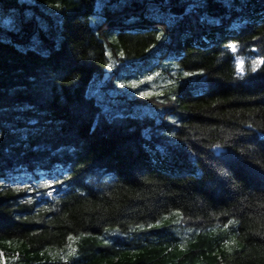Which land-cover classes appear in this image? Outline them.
<instances>
[{"label": "trees", "instance_id": "trees-1", "mask_svg": "<svg viewBox=\"0 0 264 264\" xmlns=\"http://www.w3.org/2000/svg\"><path fill=\"white\" fill-rule=\"evenodd\" d=\"M262 60L264 0H0V264H264Z\"/></svg>", "mask_w": 264, "mask_h": 264}, {"label": "snow or ice", "instance_id": "snow-or-ice-1", "mask_svg": "<svg viewBox=\"0 0 264 264\" xmlns=\"http://www.w3.org/2000/svg\"><path fill=\"white\" fill-rule=\"evenodd\" d=\"M230 47H231L233 50H235V48H236L235 45H231ZM254 63H264V60H262V61H258V62H254ZM148 79L151 80V79H153V78H152V77H148ZM132 86L135 87L136 85H132ZM140 95L145 96V95H147V93H145V92H141Z\"/></svg>", "mask_w": 264, "mask_h": 264}, {"label": "water", "instance_id": "water-1", "mask_svg": "<svg viewBox=\"0 0 264 264\" xmlns=\"http://www.w3.org/2000/svg\"><path fill=\"white\" fill-rule=\"evenodd\" d=\"M107 76H108V74H106V75L104 76V79H106ZM213 149H214L216 152H218V150H222V149H224V148H223V147H217V146H214Z\"/></svg>", "mask_w": 264, "mask_h": 264}, {"label": "rangeland", "instance_id": "rangeland-1", "mask_svg": "<svg viewBox=\"0 0 264 264\" xmlns=\"http://www.w3.org/2000/svg\"><path fill=\"white\" fill-rule=\"evenodd\" d=\"M136 81H133V82H131L130 84L132 85L133 83H135Z\"/></svg>", "mask_w": 264, "mask_h": 264}]
</instances>
